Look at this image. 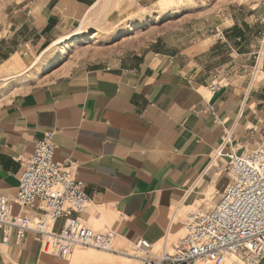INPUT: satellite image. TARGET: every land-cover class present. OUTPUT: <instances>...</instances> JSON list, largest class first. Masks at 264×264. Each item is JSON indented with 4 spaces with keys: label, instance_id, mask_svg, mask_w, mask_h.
I'll list each match as a JSON object with an SVG mask.
<instances>
[{
    "label": "crops",
    "instance_id": "1",
    "mask_svg": "<svg viewBox=\"0 0 264 264\" xmlns=\"http://www.w3.org/2000/svg\"><path fill=\"white\" fill-rule=\"evenodd\" d=\"M98 1H31L29 24L22 22L24 29L0 40V59L8 55L0 64L20 51L21 35H28L25 43L31 46L45 47L48 39L63 33L65 21L85 10L81 21ZM259 4L242 13L218 14L220 22L215 17L207 23L209 29L223 30L225 39L193 26L191 39L167 49L78 63L14 94L0 109V196L11 199L16 193L22 168L16 157L31 153L36 141L52 132L55 160L76 162L89 207H104L95 215H82L88 223L101 221L115 239L127 243L140 237L157 243L180 228L179 209L203 206L226 183L218 161L210 162L224 133L235 136L229 149L264 133V71L256 72L254 81H260L250 88L246 78L248 56L260 45L264 29V2ZM158 6L169 4L158 0ZM229 55L237 56L242 77L211 91L207 84L215 69L230 65ZM0 264H58V259L42 252L31 233L20 241L11 234L8 245H0Z\"/></svg>",
    "mask_w": 264,
    "mask_h": 264
},
{
    "label": "built area",
    "instance_id": "2",
    "mask_svg": "<svg viewBox=\"0 0 264 264\" xmlns=\"http://www.w3.org/2000/svg\"><path fill=\"white\" fill-rule=\"evenodd\" d=\"M212 31L218 40L225 39L223 30ZM262 54L264 29L255 63L246 74L249 88ZM229 57L230 65L215 69L207 84L211 91L242 77L237 56ZM230 67H235L232 73ZM231 143V132H225L210 157V162L216 159L223 165L218 169L226 178L213 205L188 213L181 221L182 233L171 238L176 232H166L158 246L142 237L130 242L136 264H264V133L252 148L228 149ZM55 150L52 132H47L31 153L16 157L22 165L16 193L11 199L0 196V245L7 246L11 234L20 241L31 233L44 253L59 258L68 257L75 246L113 249L114 231H98L82 216L89 197L77 178L76 162L55 160ZM13 204L18 205L15 213Z\"/></svg>",
    "mask_w": 264,
    "mask_h": 264
},
{
    "label": "rangeland",
    "instance_id": "3",
    "mask_svg": "<svg viewBox=\"0 0 264 264\" xmlns=\"http://www.w3.org/2000/svg\"><path fill=\"white\" fill-rule=\"evenodd\" d=\"M31 1L33 0H0V40L9 39L10 36L14 37L12 35L14 29H24V25L20 26L22 22L29 24ZM261 2H264V0H177V2L173 1L171 5L161 9L158 6V0H108L106 4L100 1L92 15L93 26L80 38L68 41L67 45L62 48L52 47L23 75L7 81L0 80V109L14 94L23 92L33 85L48 82L66 73L78 63H104L115 59L121 54H145L149 51L167 49L169 44L182 43L191 39L190 30L193 26L200 29L205 27L209 31H207V34L210 36L214 33L212 29L215 26L209 29L206 27L207 23H213L215 17L218 18L216 21L220 22L218 14L227 12L242 13L244 7H250ZM84 11L82 10L77 18L64 22V27L67 26L63 29L61 35L70 32L79 24ZM42 17L39 14L37 20L39 25L43 21ZM59 36L48 39V45ZM21 38L24 43L20 46V51L14 53L12 60L3 63V65L0 64V76L16 73L30 66L33 59L41 55L43 49L47 46L35 48L30 43H25V40L29 38L28 35H21ZM258 49L259 46L253 48L252 53L248 56V72L251 71V67L255 63ZM7 57L8 55L2 56V60ZM2 60L0 59V63H2ZM259 70L264 71V54L261 55ZM259 81H254V84ZM233 137L235 136L233 135ZM233 137L232 141L234 142ZM255 140L252 138L250 143H246L240 150L252 148L256 142ZM220 166L223 165L220 164ZM213 196L212 200L202 201L200 205L203 206L201 207H210L211 202L217 198V194H213ZM89 205L90 203L87 204L82 215L85 216L86 214L88 217V212L91 216L104 210L102 206L89 207ZM201 207H182L177 212L176 219L183 220L188 213ZM175 208L172 207L171 212ZM86 221L88 223V219ZM88 224L98 231L108 230L98 220H96V223L90 224L89 222ZM178 228L173 229L176 234L171 235V238L182 233V229ZM113 246L114 250L120 249L134 253L131 243L119 238L114 239ZM107 251L91 246H75L73 252L66 258L60 259L53 256L58 259V264L137 263L133 259L125 258V255Z\"/></svg>",
    "mask_w": 264,
    "mask_h": 264
},
{
    "label": "bare ground",
    "instance_id": "4",
    "mask_svg": "<svg viewBox=\"0 0 264 264\" xmlns=\"http://www.w3.org/2000/svg\"><path fill=\"white\" fill-rule=\"evenodd\" d=\"M100 1H103L106 4V2L108 0H99L95 5H93L92 7H90L87 10V12L83 15V17H82V19H81V21H80V23H79L78 26L74 27L70 32H67V33H64V34L60 35L52 43H50L49 45H47L43 49L41 55L36 56L33 59V61H32V63H31L30 66H27L24 69H21L20 71H18L16 73H13V74H9V75L0 77V80L1 81H7L9 79H14V78H16L18 76L23 75L26 72V70L30 69L33 65H35L39 61V59L41 58V56L43 54L47 53L48 51H50L52 47L57 46L58 48H62L65 45H67V42L68 41L76 40L77 38H80L84 33H86L89 30V28H91L93 26L92 25V23H93V17H92V15L94 13V9H95L96 5ZM163 1H165V3H168L169 5H171L174 0H163ZM214 157H215V155H214ZM103 251H105V250H103ZM109 251H112V249L111 250H108L107 252H109ZM124 252L125 251H122V252H119V253H121L122 255H125V258H127V259H133L134 260V258L132 257L133 252L132 253L131 252L124 253ZM112 253H114V252L112 251Z\"/></svg>",
    "mask_w": 264,
    "mask_h": 264
}]
</instances>
